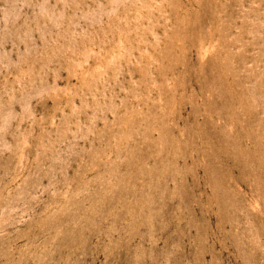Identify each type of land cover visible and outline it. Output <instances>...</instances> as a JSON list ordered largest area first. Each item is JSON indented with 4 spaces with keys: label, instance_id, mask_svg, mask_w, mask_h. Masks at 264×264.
Listing matches in <instances>:
<instances>
[{
    "label": "rangeland",
    "instance_id": "obj_1",
    "mask_svg": "<svg viewBox=\"0 0 264 264\" xmlns=\"http://www.w3.org/2000/svg\"><path fill=\"white\" fill-rule=\"evenodd\" d=\"M0 264H264V0H0Z\"/></svg>",
    "mask_w": 264,
    "mask_h": 264
}]
</instances>
